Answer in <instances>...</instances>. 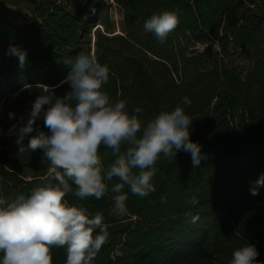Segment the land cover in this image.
Listing matches in <instances>:
<instances>
[{
  "label": "trees",
  "instance_id": "obj_1",
  "mask_svg": "<svg viewBox=\"0 0 264 264\" xmlns=\"http://www.w3.org/2000/svg\"><path fill=\"white\" fill-rule=\"evenodd\" d=\"M26 1L31 20L14 24L0 11V105L15 97L8 115L20 100L34 102L44 85H60L84 52L108 66L109 95L127 100L130 110L140 107L145 120L162 105L170 110L188 97L191 139L208 156L197 168L182 151L159 161L155 192L141 198L123 189L128 213L122 218L109 215L115 180L99 200L68 194L71 204L104 215L109 237L93 264H229L232 252L246 243L255 245L264 264V214L251 204L264 203V186L250 193L264 174L262 0H114L118 24L109 1L92 0L76 11L60 0ZM165 10H179V23L161 43L143 25ZM10 45L26 51L23 69L8 54ZM237 50L249 51L245 77L231 60ZM69 89L60 85L55 94ZM33 128L23 144L37 130L48 131L43 120ZM17 140L13 132L0 147V196L9 201L47 173L42 152L19 153ZM99 154L105 167L112 162L108 149ZM193 197L195 206L189 203ZM117 251L121 255L113 258ZM51 256L52 264H65L64 248H52Z\"/></svg>",
  "mask_w": 264,
  "mask_h": 264
},
{
  "label": "clouds",
  "instance_id": "obj_2",
  "mask_svg": "<svg viewBox=\"0 0 264 264\" xmlns=\"http://www.w3.org/2000/svg\"><path fill=\"white\" fill-rule=\"evenodd\" d=\"M178 23L179 10H165L153 14L143 27L163 43ZM8 54L18 57L21 69L25 67V50L10 45ZM70 65L60 82L70 89L57 96L55 88L60 85H44L26 122L21 116L19 126L9 129V134L18 136L19 153L42 152L47 173L26 194L10 201L0 196V264H52V248L65 249V264H93L109 237L104 215L71 204L68 194L80 201L99 200L115 180L109 215L122 218L128 213L123 189L127 186L141 198L155 192L153 178L159 161H171L182 151L190 154L192 167L197 168L208 158L203 146L191 139L193 119L185 111L191 105L188 97L170 110L162 105L153 118L145 120L140 107L130 110L127 100L113 99L105 90L110 70L95 55L80 52ZM9 118L14 119L15 113L10 112ZM38 119H43L48 131L37 130L23 144ZM101 147L112 157L106 167ZM260 186H264V174L251 186V195H257ZM189 203L195 206V197ZM197 219L193 216L192 223ZM119 255L117 251L113 258ZM258 255L255 245L246 243L232 252L229 264H262Z\"/></svg>",
  "mask_w": 264,
  "mask_h": 264
},
{
  "label": "rangeland",
  "instance_id": "obj_3",
  "mask_svg": "<svg viewBox=\"0 0 264 264\" xmlns=\"http://www.w3.org/2000/svg\"><path fill=\"white\" fill-rule=\"evenodd\" d=\"M61 4L68 10L76 11L83 6L87 5L92 0H60ZM113 3L114 0H105ZM262 4L264 6V0H262ZM0 11L4 12L8 19L14 23H22L24 21H28L32 19V14L30 7L26 0H0ZM111 15L115 20V23L118 24L121 21V13L119 9L113 3L111 9ZM233 64L239 68L242 72V76L245 77L246 71L250 66V58L248 50H237L231 57ZM1 69V65H0ZM15 97H8L5 101H3L0 105V147L1 142L3 140H8L11 138L12 133L9 134V129L13 124L19 126L21 123V116L24 117V122H26L28 118V113L30 112L32 101L30 100H20L15 106V118L10 119L8 112L12 109L10 106L14 102ZM43 120V119H38ZM253 209L258 214H264V203L260 202L257 204H253Z\"/></svg>",
  "mask_w": 264,
  "mask_h": 264
}]
</instances>
